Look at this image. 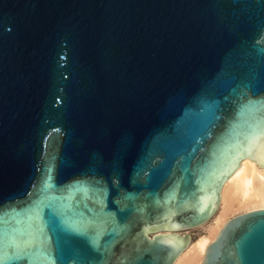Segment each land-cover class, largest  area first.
Listing matches in <instances>:
<instances>
[{"label":"water","instance_id":"95a60500","mask_svg":"<svg viewBox=\"0 0 264 264\" xmlns=\"http://www.w3.org/2000/svg\"><path fill=\"white\" fill-rule=\"evenodd\" d=\"M264 166V0H0V264H174ZM202 264H264V207Z\"/></svg>","mask_w":264,"mask_h":264},{"label":"bare ground","instance_id":"6f19581e","mask_svg":"<svg viewBox=\"0 0 264 264\" xmlns=\"http://www.w3.org/2000/svg\"><path fill=\"white\" fill-rule=\"evenodd\" d=\"M264 207V166L245 158L224 183L216 213L199 227L201 231L178 255L174 264H202L209 243L225 222L238 213ZM191 230L184 231L189 233Z\"/></svg>","mask_w":264,"mask_h":264},{"label":"rangeland","instance_id":"374dc122","mask_svg":"<svg viewBox=\"0 0 264 264\" xmlns=\"http://www.w3.org/2000/svg\"><path fill=\"white\" fill-rule=\"evenodd\" d=\"M191 231L189 232V235L191 236V240L196 236L198 235V233L201 231L200 227H195V228H192L190 229Z\"/></svg>","mask_w":264,"mask_h":264}]
</instances>
